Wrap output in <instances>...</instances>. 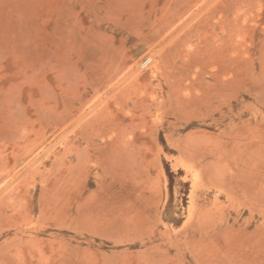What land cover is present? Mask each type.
Listing matches in <instances>:
<instances>
[{
	"label": "rangeland",
	"instance_id": "rangeland-1",
	"mask_svg": "<svg viewBox=\"0 0 264 264\" xmlns=\"http://www.w3.org/2000/svg\"><path fill=\"white\" fill-rule=\"evenodd\" d=\"M0 264H264V0H0Z\"/></svg>",
	"mask_w": 264,
	"mask_h": 264
},
{
	"label": "built area",
	"instance_id": "built-area-1",
	"mask_svg": "<svg viewBox=\"0 0 264 264\" xmlns=\"http://www.w3.org/2000/svg\"><path fill=\"white\" fill-rule=\"evenodd\" d=\"M150 62H147L145 65L147 66Z\"/></svg>",
	"mask_w": 264,
	"mask_h": 264
},
{
	"label": "bare ground",
	"instance_id": "bare-ground-1",
	"mask_svg": "<svg viewBox=\"0 0 264 264\" xmlns=\"http://www.w3.org/2000/svg\"><path fill=\"white\" fill-rule=\"evenodd\" d=\"M137 71V70H136Z\"/></svg>",
	"mask_w": 264,
	"mask_h": 264
}]
</instances>
